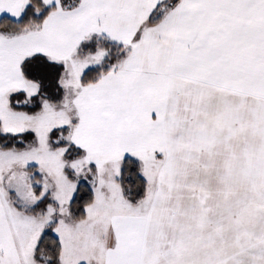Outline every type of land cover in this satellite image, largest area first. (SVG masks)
<instances>
[{"label": "snow or ice", "instance_id": "snow-or-ice-1", "mask_svg": "<svg viewBox=\"0 0 264 264\" xmlns=\"http://www.w3.org/2000/svg\"><path fill=\"white\" fill-rule=\"evenodd\" d=\"M0 264H264V0H0Z\"/></svg>", "mask_w": 264, "mask_h": 264}]
</instances>
